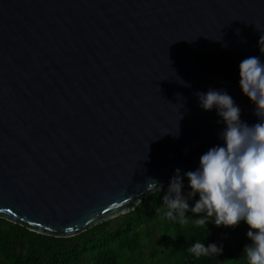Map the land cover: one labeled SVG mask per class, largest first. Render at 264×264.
Wrapping results in <instances>:
<instances>
[{"label":"water","instance_id":"95a60500","mask_svg":"<svg viewBox=\"0 0 264 264\" xmlns=\"http://www.w3.org/2000/svg\"><path fill=\"white\" fill-rule=\"evenodd\" d=\"M261 34L264 0H0V218L71 238L167 191L222 143L198 91L257 122L238 66Z\"/></svg>","mask_w":264,"mask_h":264},{"label":"clouds","instance_id":"9594fccd","mask_svg":"<svg viewBox=\"0 0 264 264\" xmlns=\"http://www.w3.org/2000/svg\"><path fill=\"white\" fill-rule=\"evenodd\" d=\"M258 48L260 56L246 57L238 66L239 88L254 106L257 122L249 125L241 120V109L227 91H198L195 95L199 107L206 112L215 110L217 122L223 125L219 132L222 143L200 156L196 170L182 176L177 168L166 192L154 178L147 180L145 188L149 193L162 194V207L156 209L161 219L181 226L191 223L208 231V224L217 228L246 224L250 242L243 249L244 264H264V34L260 35ZM173 134L178 138V124ZM185 177L187 193L182 191ZM186 251L197 260L219 257L223 244L196 240Z\"/></svg>","mask_w":264,"mask_h":264},{"label":"trees","instance_id":"16d2710c","mask_svg":"<svg viewBox=\"0 0 264 264\" xmlns=\"http://www.w3.org/2000/svg\"><path fill=\"white\" fill-rule=\"evenodd\" d=\"M183 182L187 193V179ZM161 197L150 195L134 211L71 238L39 234L0 218V264H244L238 259L250 242L246 224H208L210 232L191 223L181 226L157 215ZM196 240L223 244L222 255L193 258L186 249Z\"/></svg>","mask_w":264,"mask_h":264},{"label":"rangeland","instance_id":"374dc122","mask_svg":"<svg viewBox=\"0 0 264 264\" xmlns=\"http://www.w3.org/2000/svg\"><path fill=\"white\" fill-rule=\"evenodd\" d=\"M240 259L242 260V258H241V257H239L238 261H240Z\"/></svg>","mask_w":264,"mask_h":264}]
</instances>
